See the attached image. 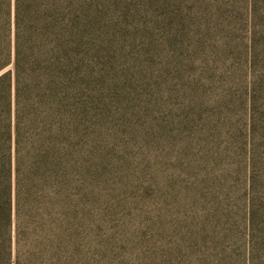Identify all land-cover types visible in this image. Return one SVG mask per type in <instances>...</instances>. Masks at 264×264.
Listing matches in <instances>:
<instances>
[{"label":"rangeland","instance_id":"rangeland-1","mask_svg":"<svg viewBox=\"0 0 264 264\" xmlns=\"http://www.w3.org/2000/svg\"><path fill=\"white\" fill-rule=\"evenodd\" d=\"M76 6L69 179L21 175L11 260L264 264V0Z\"/></svg>","mask_w":264,"mask_h":264},{"label":"trees","instance_id":"trees-1","mask_svg":"<svg viewBox=\"0 0 264 264\" xmlns=\"http://www.w3.org/2000/svg\"><path fill=\"white\" fill-rule=\"evenodd\" d=\"M76 13V0H0V264H16L12 227L21 175L32 172V207L34 187L55 190L60 178L69 179ZM37 262L54 264L42 255Z\"/></svg>","mask_w":264,"mask_h":264}]
</instances>
